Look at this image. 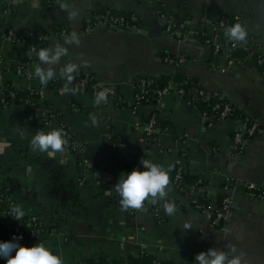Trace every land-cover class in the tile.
I'll use <instances>...</instances> for the list:
<instances>
[{"label":"crops","instance_id":"crops-1","mask_svg":"<svg viewBox=\"0 0 264 264\" xmlns=\"http://www.w3.org/2000/svg\"><path fill=\"white\" fill-rule=\"evenodd\" d=\"M44 1L0 0V87L23 92L41 88L47 106L58 114L47 122L42 107L16 102L0 107V140L10 144L0 153V194L5 202L19 204L24 217H37L56 234L35 239L16 233L15 219L7 215L9 207L3 203L1 240L22 236V245L46 243L64 264H131L143 254L162 263L195 264V256L212 247L229 252L230 258L243 253L246 264H264V201L252 198L243 186L225 188L238 180L253 183L264 193V67L257 62V54L264 57V0H61L54 5ZM62 3L68 8L62 9ZM108 12L135 16L139 26L130 30L103 25L86 32L97 14ZM220 17L230 25L242 23L247 29L244 43L250 47L238 53L243 56L226 71L225 54L217 53L208 41L215 37L210 23ZM169 25L176 33L168 31ZM58 28L66 33L61 35ZM9 31L43 33L47 36L43 48L56 43L67 47V55L52 66L57 77L46 85L39 83L34 75L38 56L20 71L28 55L26 40L9 41L5 38ZM73 31L80 43L65 44L64 37ZM179 58L184 62L178 63ZM69 62L79 66L75 73L116 87L123 104L108 100L96 105L95 94L88 92L59 93L56 83L65 80L59 72ZM176 75L183 82L195 79L208 91L226 94L240 115L257 119L260 130L241 153L236 154L234 141L239 118L218 119L209 127L200 109L177 92L182 82H171L170 94L160 101L133 110L134 81ZM93 115L96 125L91 124ZM154 115L167 128L153 139H142L139 125ZM61 123L73 134L76 149L65 148L56 158L33 151L31 135L60 128ZM137 155L171 166L167 198L176 204L174 215L164 212L163 201L148 200L147 210L132 212L123 208L114 190L106 195L122 172L133 169ZM179 159L186 173L206 183L214 204L231 196L233 204L220 226L209 214L195 210L191 195L175 186ZM186 223L192 227L184 229ZM232 245L236 253L231 252Z\"/></svg>","mask_w":264,"mask_h":264},{"label":"built area","instance_id":"built-area-1","mask_svg":"<svg viewBox=\"0 0 264 264\" xmlns=\"http://www.w3.org/2000/svg\"><path fill=\"white\" fill-rule=\"evenodd\" d=\"M61 0H47V3L50 5H54L57 3H60ZM103 25H109L114 27H119L121 29H130V30H136L139 26L138 20L135 16H131L129 18L116 15L113 13H100L97 14L93 21H90L86 26V32L90 33L95 28L103 26ZM229 21L226 17H220L215 21H212L210 23L211 33L215 35V37H210L208 41L212 43L217 51V53L221 52L225 54L226 56V64L222 68L223 71H226V69L234 66L237 63V57L235 56V53L238 51H250V47L247 46L244 42L237 43L232 40H230L228 37L224 38L220 34L229 26ZM61 35H64L66 32L65 30L58 29ZM168 31L172 34L176 33V31L172 28L171 25L168 26ZM38 37V40L42 43L44 40L47 39V36L40 32L35 31H25L20 35H16L13 32L9 31L5 38L9 41H21V40H29L34 41L35 38ZM246 42V41H245ZM41 45L37 46L35 44L31 45L28 50V55L31 52V54L37 55V52ZM27 55V56H28ZM184 58H179L178 63H183ZM257 62L259 65L264 67V57L262 55L257 54ZM31 62H24L19 66V70L22 71L23 69L28 68ZM57 82V81H56ZM154 80L148 79V78H140L133 82V88L137 91L135 93L134 98V104H133V110L136 112L137 108L145 102H148L150 98H154L155 102L160 101L163 97L170 94L171 92V86H165V87H158L157 85H154ZM66 84V80H63L62 82L56 83V89L59 93H62V89L64 88ZM201 84L197 85L196 93H194L193 97L199 98L203 102H208V105L212 109V113H206L203 112V117L208 124L209 127L213 126L215 121L218 119H226L230 116H234L236 112V107L231 102L229 97L224 93L219 92H211L208 91L205 87H200ZM69 89H75L77 92H88L91 94H97L102 89L108 90V100H120L121 97L117 94L118 89L110 84L103 83L101 81H98L95 79L94 76L89 75H82L80 73L73 74L72 81L68 84ZM177 92L180 94H188V90L184 87H179L177 89ZM213 97H217V101L215 103H210V99ZM45 100V91L41 88H31L26 92L19 91L17 89H10L6 86L0 87V107H7L12 102L21 103L24 105H28L31 107H42V112L45 117V120L49 122L50 120L54 119L58 116V114L54 111V109L47 106V104L44 102ZM189 104H192L191 100H188ZM235 117V116H234ZM240 120V125L236 129L235 135H234V141L236 144V154L241 153L245 148L250 139L255 137V135L260 130V124L257 121V119H253L250 117H238ZM68 139V144L65 146V148L69 150H75L76 149V143L73 134L69 129L66 127L64 123H61V127ZM139 129L142 135V139H153L156 134L160 131L159 129V123L157 117L154 115L152 116L147 123L144 125H139ZM142 159H145L144 156H141L139 158L138 163L135 167H141L140 162ZM186 172L184 171V166L182 165L181 160L179 159L177 161V169L174 176V184L180 191L188 192L191 195L190 199V205L197 211H201L204 213L209 214L212 219L213 223L216 226H220L221 222L229 212L233 200L231 196H225L221 202H218L217 204L209 203L208 205L205 203H199L198 199L193 196V191L199 190L200 192H203L206 194L207 198L210 199V190L206 185H199V183H189L188 180L185 177ZM231 184L240 185L247 189L249 195L258 200V201H264V193L260 192L257 189V186L253 183H247L243 181H230L229 183H226L225 188L229 190L231 188ZM5 195L3 193L0 194V206L3 203H7L8 207L14 206L12 203H9V201L5 202ZM150 207V204L148 200L145 201L144 206L142 209H134L132 208V212H138L147 210ZM9 213V209L7 210V215ZM157 216L162 217L160 213H156ZM9 216V215H8ZM11 217V216H9ZM3 222L0 220V240H1V232L3 230ZM14 231L16 233H26L31 238L35 239H41L45 237L48 234H56L55 228L47 227L45 224H43L37 217H23L21 221L15 220L14 225ZM14 254V253H13ZM153 264H165L160 261H155Z\"/></svg>","mask_w":264,"mask_h":264},{"label":"clouds","instance_id":"clouds-1","mask_svg":"<svg viewBox=\"0 0 264 264\" xmlns=\"http://www.w3.org/2000/svg\"><path fill=\"white\" fill-rule=\"evenodd\" d=\"M62 9L68 8L67 4H61ZM76 15L75 12L70 13ZM228 38L234 42L242 43L246 41L247 29L236 22L225 29ZM65 44L80 43L78 34L73 31L71 35L64 37ZM68 48L56 43L54 47L41 48L37 52L39 63L34 66V75L41 85H46L49 81L57 77L53 65L59 64L61 57L67 55ZM31 55V52L29 53ZM48 64L47 69L41 64ZM76 63L65 64L59 72V76L66 80L62 89V94L70 89L68 84L73 79V74L78 71ZM75 91V89H71ZM108 90L102 89L94 97V103L101 105L108 102ZM91 124L98 123L96 116H91ZM68 144L66 133L60 128H50L47 131L38 130L30 137V145L33 151L47 153L51 158H56L58 154H63L65 146ZM10 144L6 140H0V153H3ZM63 162V161H61ZM141 167H135L130 172L124 171L120 174L118 182L114 188L108 189L106 195H111L114 190L120 197V203L124 209H142L146 200L156 204L163 201L162 207L165 213L172 216L177 208L174 201L167 198V186L169 185L170 167L151 160L142 159ZM9 216L17 221H21L25 215L23 208L17 204L10 206ZM190 223H186L183 228H191ZM22 236H14L11 240H0V259H4L6 264H64L62 256L54 251L49 245L38 242L32 246L22 245ZM235 245L231 246V252L236 253ZM14 253V254H13ZM195 264H246L244 254L232 255L229 252L215 247L207 251H201L195 256Z\"/></svg>","mask_w":264,"mask_h":264},{"label":"trees","instance_id":"trees-1","mask_svg":"<svg viewBox=\"0 0 264 264\" xmlns=\"http://www.w3.org/2000/svg\"><path fill=\"white\" fill-rule=\"evenodd\" d=\"M46 4H48L47 3V0H45L44 1ZM120 16H122V15H120ZM127 18H129V17H127ZM0 26H1V24H0ZM1 28V27H0ZM58 29H62V28H58ZM36 32V31H35ZM6 33H8V32H6ZM5 33V34H6ZM222 37H224V38H227L228 36L226 35V32H225V30L220 34ZM44 43H45V40H44V42L42 43L41 41H39L38 40V37H36L35 38V40L34 41H29V40H26V45H25V47H26V49L27 50H29V47H31V45H33V44H35V45H37V46H39V45H41L40 47L41 48H43L44 47ZM240 52H244V51H242V50H240V51H238L237 53H235V56L237 57V61H238V58L239 57H242L243 55H241V54H238V53H240ZM240 55V56H239ZM37 57V55H34V54H31V55H28L27 57H26V59L24 60V62H33L34 60H35V58ZM141 78H148V79H152V80H154L152 77H141ZM96 79V78H95ZM140 79V78H139ZM184 78L183 77H181V76H174L173 78H168V77H163L161 80H157V81H155L154 82V85H157L158 87H165V86H171V82H177V83H181V84H179V85H181L180 87H184V88H186L187 90H188V94H185V95H187V99L188 100H191L192 101V105H195V106H197V108L198 109H200V111H201V113H203V112H206V113H212V109H211V107L208 105V102H203V101H201L199 98H197V97H193V96H191V95H193L194 94V92L191 90V89H193L192 87H197V82L195 81V79H190V78H187L186 79V81L185 82H183L184 80H183ZM183 80V81H182ZM196 84V85H195ZM192 86V87H191ZM6 87H8V88H10V89H14V87H12V86H6ZM203 86L202 85H200V87L198 86V88H202ZM191 92V93H190ZM210 93H211V91H210ZM117 94L119 95V97H120V93L119 92H117ZM217 97H213L212 96V98L210 99V103H215L216 101H217ZM121 100V99H120ZM120 100H116V103H117V105H122L123 103H122V101H120ZM44 102L46 103V100H44ZM148 102H155V100H154V98L152 97V98H150L149 100H148ZM235 116V117H234ZM234 116H230V117H228V118H226V119H229V118H236V117H246V116H243V115H240L239 113H238V111L236 110V112H235V115ZM158 123H159V129L161 130V129H165V128H167V125H166V123H162V121H158ZM141 156H143V155H141ZM140 155H137L134 159V163H133V168H135V166H136V164L138 163V161H139V158L141 157ZM185 177H186V179L188 180V182L189 183H199V185H206V183L205 182H203V181H199L200 179L198 178V177H196V176H193V175H191V174H189V173H186L185 174ZM184 194L186 193L185 191H182ZM194 193H193V196L194 197H196L197 199H198V201H199V203H205V204H209V203H212L211 202V200L210 199H208L207 198V196H206V194H204L203 192H200L199 190H195V191H193ZM188 193V192H187ZM224 198V196H222V198H220V202H221V200ZM0 218H1V215H0ZM155 261H159V260H157V258H155L154 256H151V255H148V254H143V257H139V258H136V259H133V260H131V264H153ZM165 264H169V263H165Z\"/></svg>","mask_w":264,"mask_h":264},{"label":"water","instance_id":"water-1","mask_svg":"<svg viewBox=\"0 0 264 264\" xmlns=\"http://www.w3.org/2000/svg\"><path fill=\"white\" fill-rule=\"evenodd\" d=\"M98 80V79H97Z\"/></svg>","mask_w":264,"mask_h":264}]
</instances>
